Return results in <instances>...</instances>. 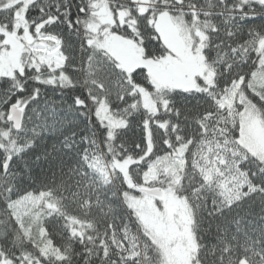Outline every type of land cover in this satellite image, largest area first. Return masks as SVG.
Wrapping results in <instances>:
<instances>
[{
    "label": "snow or ice",
    "instance_id": "1",
    "mask_svg": "<svg viewBox=\"0 0 264 264\" xmlns=\"http://www.w3.org/2000/svg\"><path fill=\"white\" fill-rule=\"evenodd\" d=\"M0 96V264H264V0H0Z\"/></svg>",
    "mask_w": 264,
    "mask_h": 264
},
{
    "label": "trees",
    "instance_id": "2",
    "mask_svg": "<svg viewBox=\"0 0 264 264\" xmlns=\"http://www.w3.org/2000/svg\"><path fill=\"white\" fill-rule=\"evenodd\" d=\"M2 99L3 97L0 96V100ZM29 115L31 119L24 121V127L27 131L21 135L36 140L35 149L28 153L26 159L28 164L36 170L39 179L40 176L49 173L50 169L55 168L60 160L72 162L75 150L73 153L57 152L54 151L53 145L62 147L64 138L72 133H76V139L79 140L80 135L84 134L87 122L72 107L71 93L61 95L59 90L42 92L40 101L32 106ZM32 129H35L40 135L35 136L31 131ZM0 143L6 142L0 139ZM6 146H8L7 143ZM49 151L53 152L56 160H53L52 157H49L48 160L43 159L44 154ZM36 154L41 156L39 162L33 159ZM69 211L72 209L70 208ZM246 211H252L254 217L257 216L260 211L259 203L253 202L251 209L245 206L241 210V214Z\"/></svg>",
    "mask_w": 264,
    "mask_h": 264
},
{
    "label": "rangeland",
    "instance_id": "3",
    "mask_svg": "<svg viewBox=\"0 0 264 264\" xmlns=\"http://www.w3.org/2000/svg\"><path fill=\"white\" fill-rule=\"evenodd\" d=\"M160 227H161L162 231H164L163 224H161ZM176 255H177L178 258H183V255H184L183 250H177Z\"/></svg>",
    "mask_w": 264,
    "mask_h": 264
},
{
    "label": "flooded vegetation",
    "instance_id": "4",
    "mask_svg": "<svg viewBox=\"0 0 264 264\" xmlns=\"http://www.w3.org/2000/svg\"><path fill=\"white\" fill-rule=\"evenodd\" d=\"M163 227H164V231H165L166 234H167L168 232H170V228H168V227L165 226V225H163Z\"/></svg>",
    "mask_w": 264,
    "mask_h": 264
}]
</instances>
